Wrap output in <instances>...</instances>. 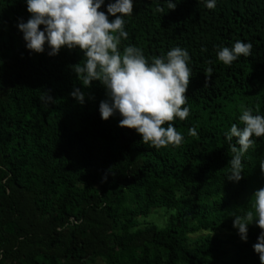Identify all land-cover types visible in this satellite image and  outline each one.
<instances>
[{"label":"trees","instance_id":"obj_1","mask_svg":"<svg viewBox=\"0 0 264 264\" xmlns=\"http://www.w3.org/2000/svg\"><path fill=\"white\" fill-rule=\"evenodd\" d=\"M114 2L100 9L110 21ZM172 2L174 10L168 0H133L120 45L149 63L175 47L188 52L189 116L171 122L184 140L156 149L119 127L118 113L101 118L105 88L85 87L72 70L85 58L79 48L30 52L18 28L31 18L26 0H0V264H261L253 249L261 230L253 222L242 241L233 219L264 188V136L252 137L243 178L230 182V146L239 145L226 133L243 128L245 109L264 116V0ZM237 40L251 54L223 64L218 51ZM157 208L172 212L165 226L139 227ZM196 232L207 234L188 246Z\"/></svg>","mask_w":264,"mask_h":264},{"label":"clouds","instance_id":"obj_2","mask_svg":"<svg viewBox=\"0 0 264 264\" xmlns=\"http://www.w3.org/2000/svg\"><path fill=\"white\" fill-rule=\"evenodd\" d=\"M26 3L31 18L27 23L21 22L18 28L27 49L43 53L47 43L48 55L55 56L62 47L79 48L85 58L82 64L72 66V70L85 87L90 88L95 81L105 88L107 99L99 105L103 120L118 113L119 127L134 130L144 144L156 149L182 144L184 137L171 122L177 117L183 121L189 116V108L184 107L191 75L188 52L175 47L167 52L166 58L154 57L151 63L137 47L125 46L121 52V40L128 37L124 17L132 15L133 0L109 3L107 13L115 17L112 21L100 11L104 0H26ZM215 6L216 0L206 3L208 9ZM175 7L176 4L168 0V8L174 10ZM251 49V43L237 40L231 48L222 47L218 59L231 65L239 57L249 56ZM211 73L212 68L206 69V84ZM71 96L81 104L85 101L81 88H75ZM45 97L48 102L54 101L48 93ZM239 119L243 128L233 124L226 133L229 142L236 138L239 145V148L230 146L233 155L226 178L230 182L243 178L242 158L254 144L252 137L264 136V116L253 115L251 109H245ZM188 134L198 135L195 128L189 129ZM260 168L264 173V160ZM253 222L261 230L253 249L264 264V188L254 193L252 209L233 219V227L238 229L242 241H247L248 228Z\"/></svg>","mask_w":264,"mask_h":264},{"label":"rangeland","instance_id":"obj_3","mask_svg":"<svg viewBox=\"0 0 264 264\" xmlns=\"http://www.w3.org/2000/svg\"><path fill=\"white\" fill-rule=\"evenodd\" d=\"M247 198V197H246ZM244 199V201L246 200ZM171 211H167L164 208H157L155 210H151L150 213L146 217H138L137 222L139 224V227H143L145 225H154L156 228H162L165 226L166 222L168 221L169 215L171 214ZM207 233L206 232H196L194 234H187V245L188 246H193L195 241L200 238L205 236ZM217 237L220 239H225L228 235V232L226 230H220L215 233ZM227 250H229V256L228 260L231 258L232 252L230 251V247L228 245L224 246ZM93 264H102L99 260H96Z\"/></svg>","mask_w":264,"mask_h":264}]
</instances>
